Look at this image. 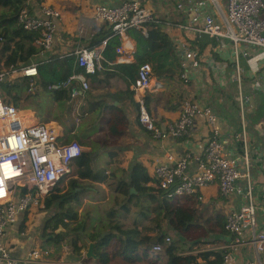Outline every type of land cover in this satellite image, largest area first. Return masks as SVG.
Returning a JSON list of instances; mask_svg holds the SVG:
<instances>
[{
	"label": "crops",
	"instance_id": "obj_1",
	"mask_svg": "<svg viewBox=\"0 0 264 264\" xmlns=\"http://www.w3.org/2000/svg\"><path fill=\"white\" fill-rule=\"evenodd\" d=\"M130 0H32L29 9L36 13L42 4L51 6L62 13L59 21L53 49L41 58L39 54L32 63L45 62L50 58H67L77 48L92 49L98 38L96 36L108 27L96 25L92 19L93 9L98 5L120 6ZM149 8L155 19L163 23L162 30L168 34L173 43L175 54L172 62H148L154 66L153 79L162 89L148 93L147 107L158 126L176 122L181 115L182 106L187 101H195L211 109L218 117L217 124L221 129V139L229 157L237 158L244 151L243 136L247 134L248 149L251 158L253 194L257 205L258 228L264 222V50L248 46L246 57L237 62L234 50L228 40H215L207 36L196 35L185 28L189 25L187 15L178 9L179 4L186 7L203 0H140ZM208 1V0H204ZM203 10L206 13H217L218 9L227 12V1L221 0L218 5L207 2ZM105 31V32H104ZM141 32V31H140ZM143 34V32H141ZM149 28L147 27L148 37ZM136 48V63L121 64L117 55L109 60L104 57L103 71L88 76L90 90L72 98L68 104L53 102L40 87L31 90L35 97L30 99V114L42 122L57 124L61 129L63 143L79 140L83 151L91 153L93 176L81 178L79 168L74 163L70 175L61 185V193L45 197L41 208H33L22 216L20 222L13 226L7 235V242L15 258L22 259L30 251H47L39 264H96L86 261L89 244L87 237L79 239L83 247L80 254L63 243H53L58 235L75 236L73 232L76 217L90 210L103 216L111 207V202L121 198L117 192L118 185L129 182L128 173L135 164L143 165L148 176L157 185L156 167L174 164L182 158H191L190 173L196 172L198 159L202 158L205 145L211 136L206 117L199 116L194 129L182 139H155L138 120V103L133 91L137 77L139 52L138 44L129 34ZM106 40V39H105ZM147 43H149L147 41ZM190 45L191 49L202 58L201 68L189 72V83L181 79V45ZM51 60V59H50ZM117 66H126L119 71ZM241 72L237 77V68ZM79 72V71H76ZM20 75L8 80L21 79ZM39 77H37L38 79ZM79 87V83H77ZM81 92V91H80ZM245 98L244 114L237 101L239 94ZM48 97V100L45 98ZM53 106V117L45 119V106ZM36 104V106H34ZM42 106H41V105ZM40 105V107L38 106ZM61 105V106H60ZM75 105V106H74ZM67 107L68 110L60 108ZM51 115V114H50ZM63 123V124H62ZM99 137H105L103 140ZM169 157L173 161H169ZM75 191L69 207L61 204L60 199ZM134 193V190H132ZM247 185L238 181L236 191L228 197L223 196L217 185L207 186L200 192L198 209H204L212 227L216 221L238 211L247 203ZM197 198V197H196ZM181 199L180 201H182ZM198 201V200H197ZM185 204L186 202H181ZM93 215V214H92ZM94 216V215H93ZM95 224L89 225V233L94 231ZM240 246H235L232 234L210 235L211 245L201 246V250L227 251L232 262L244 264L256 261L264 264V253L257 254L250 243V235L245 234ZM86 242V245H85ZM80 255V256H79Z\"/></svg>",
	"mask_w": 264,
	"mask_h": 264
},
{
	"label": "built area",
	"instance_id": "obj_2",
	"mask_svg": "<svg viewBox=\"0 0 264 264\" xmlns=\"http://www.w3.org/2000/svg\"><path fill=\"white\" fill-rule=\"evenodd\" d=\"M219 1L203 0L187 7L179 4L178 9L189 19L185 29L210 39L230 41L237 62L247 56L245 48L248 46L264 50V0H226V13L220 9L214 14L203 11L208 6L207 2L218 5ZM61 19L60 11L45 4L36 13L29 8L22 10L19 24L27 31L40 33L34 41V45L40 49L39 57L43 58L53 49ZM92 19L96 25L108 27L113 36L118 37L120 45L116 49L117 62L126 65L136 63L137 53L129 31L136 29L147 35V25L156 20L154 13L140 0L125 1L115 7L98 5L93 9ZM107 43L108 39L95 48H77L68 55L76 57L78 71L81 72H74L67 83L55 85L53 90L71 86L72 98L89 91L87 77L103 71V53ZM180 50L181 79L188 84L189 72L200 69L203 60L188 44L183 43ZM17 75L28 79L37 78V64L7 71L0 68V87L5 77L9 80ZM153 75L154 66L150 63L140 65L137 70L133 91L138 103L140 125L152 133L155 139H182L194 129L197 118L203 115L211 130L203 156L198 159L196 172L190 173L192 160L188 157L174 164L159 165L155 172L158 188L172 191L171 196L181 200L197 196L207 186L217 185L220 193L228 197L236 191L238 181H245L247 203L227 217L226 230L236 237L235 246H240L244 235L249 234L250 243L254 245L257 254L264 253V222L263 228H258L247 134L243 136L245 145L242 155L229 157L221 139L218 117L211 109L190 100L183 104L180 118L176 122L158 126L146 103L148 93L162 89L154 81ZM240 76L238 67L236 78L240 80ZM237 101L243 115L245 98L242 93ZM62 138L57 124L42 122L35 114L18 109L13 104H6L0 92V264H39L43 256L49 255L47 251L36 249L22 259L15 258L7 242V235L23 215L33 208H41L47 185L55 180L54 175L60 169L71 173V165L82 156L81 143L74 140L63 143ZM169 161H173V158L169 157ZM153 254L158 253L153 251ZM224 264H235L228 253L224 257ZM244 264L258 262L248 261Z\"/></svg>",
	"mask_w": 264,
	"mask_h": 264
},
{
	"label": "trees",
	"instance_id": "obj_3",
	"mask_svg": "<svg viewBox=\"0 0 264 264\" xmlns=\"http://www.w3.org/2000/svg\"><path fill=\"white\" fill-rule=\"evenodd\" d=\"M30 1L32 0H0V39H2L0 65L4 71L32 64L40 52V49L34 45L40 33L27 31L19 24V16L23 9L30 7ZM162 25L163 23L158 20L149 23L147 39L139 30L129 31L138 44L139 66L152 61H174V55L177 53L175 54L170 37L162 30ZM102 33L103 31L96 36L98 41L95 45L99 46L108 39L103 56L112 60L120 45L119 39L113 36L111 30ZM50 59L37 64L38 79L21 78L2 83L0 91L5 103L19 107L24 101L30 102V99L35 97V94L30 92L36 86L57 104L71 103V86H63L58 90H53V87L67 83L74 72L78 71L76 57ZM116 69L122 71L126 66H117ZM74 163L79 168L81 178L93 176L90 152L83 151L82 156ZM127 177L129 182L118 185L120 200L112 201L111 207L103 212V216L97 217L96 210L94 213L90 210L85 211L81 217L75 219L77 221L73 228V232L77 233L75 236L60 234L52 242L65 243L74 249L75 254L81 255L83 247L79 245V239L87 237L95 243L97 258H86V261L96 264H113L117 260H122L126 264H224L227 251L200 249V245L212 244L206 241L210 235L228 234L223 217L216 221V226L213 228L211 220H205L201 216L202 213L197 207L201 200L200 194L180 201L171 196L172 191H164L153 185L146 168L140 164H135ZM73 197L75 191L60 199L61 204L69 207ZM91 222L95 224V228L89 233ZM162 223L167 224L178 234L179 239L171 240ZM105 233L108 235L103 237ZM189 233H201L202 236L192 240L187 237ZM153 251L158 254L151 255Z\"/></svg>",
	"mask_w": 264,
	"mask_h": 264
},
{
	"label": "rangeland",
	"instance_id": "obj_4",
	"mask_svg": "<svg viewBox=\"0 0 264 264\" xmlns=\"http://www.w3.org/2000/svg\"><path fill=\"white\" fill-rule=\"evenodd\" d=\"M1 57V56H0ZM0 68H2V66L0 65ZM2 70V69H1ZM1 88V87H0ZM1 92V91H0ZM45 100H48V97H46L45 98ZM30 104L31 103H29V102H22L21 103V105L19 106V107H17L18 109H21V110H24V111H27V110H30ZM14 106H15V104H13ZM41 105V104H40ZM40 105H38L39 107H40ZM50 105V103L48 104H46V106H45V113H44V116H45V119H47V118H52L53 117V106L52 107H50L49 106ZM34 106H36V104H34ZM42 106V105H41ZM61 106V105H60ZM75 106V105H74ZM61 109H63V110H68V108L67 107H65V108H60V109H58V111L57 112H60L61 113ZM51 114V115H50ZM63 124V123H62ZM99 138H102L103 140H105L106 138L105 137H99ZM74 141H77V142H79V143H81L79 140H74ZM82 144V143H81ZM82 145H84V144H82ZM67 179H65L64 181H66ZM64 181H62V182H60V184L58 185V183L55 181V180H53L52 181V183H50V184H48L47 185V192L49 193V196L51 197V195L53 194V196L54 195H56V194H58V193H61V185H63L64 184ZM46 185V184H45ZM44 185V186H45ZM69 205V204H68ZM67 205V206H68ZM200 213H202V217H204V219L205 220H208V214L207 213H205L204 212V209H200ZM162 225L164 226L165 225V223H162ZM165 227V232H166V234L170 237V239L171 240H173V241H175V240H178L179 239V235L178 234H176L167 224L164 226ZM206 234V233H205ZM198 236H202V234L201 233H199V234H195V233H189L188 235H187V237H188V239H192V240H196L197 239V237ZM151 255H154V254H151ZM113 264H126L125 262H123L122 260H117L116 262H114Z\"/></svg>",
	"mask_w": 264,
	"mask_h": 264
},
{
	"label": "water",
	"instance_id": "obj_5",
	"mask_svg": "<svg viewBox=\"0 0 264 264\" xmlns=\"http://www.w3.org/2000/svg\"><path fill=\"white\" fill-rule=\"evenodd\" d=\"M7 82H8V77H5L4 80H3V83H7ZM106 235H108V233L103 234V237H105ZM86 241L89 244L88 251H87V254H86V258L96 259L97 256L95 254V243H92L89 239H87Z\"/></svg>",
	"mask_w": 264,
	"mask_h": 264
},
{
	"label": "bare ground",
	"instance_id": "obj_6",
	"mask_svg": "<svg viewBox=\"0 0 264 264\" xmlns=\"http://www.w3.org/2000/svg\"><path fill=\"white\" fill-rule=\"evenodd\" d=\"M70 173H67V171L60 169L55 175V181H57L58 185L60 182H62ZM49 193L47 192L45 194V197H48Z\"/></svg>",
	"mask_w": 264,
	"mask_h": 264
}]
</instances>
